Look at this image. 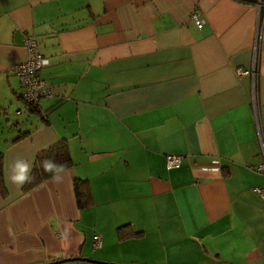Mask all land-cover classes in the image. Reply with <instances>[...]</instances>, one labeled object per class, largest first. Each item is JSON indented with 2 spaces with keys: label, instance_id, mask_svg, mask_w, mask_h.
Segmentation results:
<instances>
[{
  "label": "crops",
  "instance_id": "0c3cea01",
  "mask_svg": "<svg viewBox=\"0 0 264 264\" xmlns=\"http://www.w3.org/2000/svg\"><path fill=\"white\" fill-rule=\"evenodd\" d=\"M26 35L45 118L10 70ZM258 126L264 143V0H0V264H264ZM63 139L68 168L12 183Z\"/></svg>",
  "mask_w": 264,
  "mask_h": 264
},
{
  "label": "built area",
  "instance_id": "2783aa9c",
  "mask_svg": "<svg viewBox=\"0 0 264 264\" xmlns=\"http://www.w3.org/2000/svg\"><path fill=\"white\" fill-rule=\"evenodd\" d=\"M260 3V2H259ZM191 18L196 24L197 27H201L204 23L198 6H195L191 12ZM24 47L27 52V58L24 61L16 62L11 66V71L15 74L20 81L23 92V100L28 104V106L36 107L40 104L42 98L48 97L51 95V88L47 81L38 75V71L44 64V58L42 53L38 49L37 40L31 36L26 35L24 37ZM238 75L251 74L252 79L255 73V68H252L251 71L244 70L241 68L236 69ZM253 92L255 93V80H253ZM258 137L261 144V151L264 156V143L263 138L258 126ZM182 162V156L176 154H167L165 156V166L167 169L177 168ZM257 172H260L264 175V159L262 163H259L256 166H253ZM254 191L258 196L264 200V187H256ZM101 246V236L99 234H94L92 236V247L99 248Z\"/></svg>",
  "mask_w": 264,
  "mask_h": 264
},
{
  "label": "trees",
  "instance_id": "16d2710c",
  "mask_svg": "<svg viewBox=\"0 0 264 264\" xmlns=\"http://www.w3.org/2000/svg\"><path fill=\"white\" fill-rule=\"evenodd\" d=\"M29 107L32 111H37V113L40 114L42 118H45L47 112L41 109L40 104L36 107L33 106L32 107L29 106ZM46 160H50L54 162L56 165H62L64 166V169L68 168L72 164V158L70 156L66 140L63 139L36 155L34 166L30 173L32 179L30 180V182H26L22 185L23 191H27L35 187L43 180L48 179L56 174V172L45 171L43 167V162ZM73 188H74L76 203L78 207L82 208L91 205L92 196L88 181L86 179L74 178ZM6 191L7 188L3 176V155L2 152L0 151V192L2 194H5ZM123 228H125V226H120L118 230L119 231L124 230ZM139 234L140 232L131 233V235H135V236Z\"/></svg>",
  "mask_w": 264,
  "mask_h": 264
},
{
  "label": "clouds",
  "instance_id": "9594fccd",
  "mask_svg": "<svg viewBox=\"0 0 264 264\" xmlns=\"http://www.w3.org/2000/svg\"><path fill=\"white\" fill-rule=\"evenodd\" d=\"M43 167L47 172H63L64 166L56 165L54 162L50 160H46L43 162ZM13 174L10 176V180L12 183L22 186L26 182H30L32 177L29 175L30 173V165L24 161H16L15 165L12 169ZM59 176H54V180H59Z\"/></svg>",
  "mask_w": 264,
  "mask_h": 264
},
{
  "label": "water",
  "instance_id": "95a60500",
  "mask_svg": "<svg viewBox=\"0 0 264 264\" xmlns=\"http://www.w3.org/2000/svg\"><path fill=\"white\" fill-rule=\"evenodd\" d=\"M85 259L90 260V261H94V262H99V261L93 260V259H87V258H85ZM52 263H54V262H48V263H44V264H52ZM101 263H105V262H101ZM108 264H117V263H108Z\"/></svg>",
  "mask_w": 264,
  "mask_h": 264
},
{
  "label": "rangeland",
  "instance_id": "374dc122",
  "mask_svg": "<svg viewBox=\"0 0 264 264\" xmlns=\"http://www.w3.org/2000/svg\"><path fill=\"white\" fill-rule=\"evenodd\" d=\"M11 114V113H10Z\"/></svg>",
  "mask_w": 264,
  "mask_h": 264
}]
</instances>
